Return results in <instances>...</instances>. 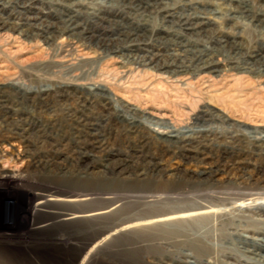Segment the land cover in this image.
<instances>
[{
    "label": "rangeland",
    "instance_id": "1",
    "mask_svg": "<svg viewBox=\"0 0 264 264\" xmlns=\"http://www.w3.org/2000/svg\"><path fill=\"white\" fill-rule=\"evenodd\" d=\"M31 7H34L33 12L25 11L26 14L41 15L42 11H50L51 16H57L60 8L47 0H35ZM79 7L82 16H89L93 12L111 15L107 10L124 15L122 9H118L120 5H112L109 0H82ZM20 8L13 3L11 6L6 5L5 0H0V17H6L13 9L23 13ZM125 10H130L129 21L142 25L143 18L137 11L132 10V7ZM157 22L153 19L150 24L146 23L144 26L153 28L157 26ZM97 23L94 33L108 42L109 38H112V33L104 29L108 23L104 20ZM211 25L216 32L227 31L231 40L237 39L246 47L254 43L260 48L264 47V31L255 29L243 20L217 18ZM47 43L40 36L24 37L23 34L0 29V97L4 104V108L0 109V264H187L182 262L183 257L178 261L172 255V258L160 260L157 257L159 255L153 258L149 255L142 257L141 254L139 258H129L124 254H114L112 246L107 244L101 235L87 230L88 225L77 227L67 223L61 211L64 209L63 204L68 201L55 198L53 181L47 182V177L43 176L47 175V172L42 174V169H39L40 172L35 168L33 156L43 160H61L63 152L76 150L74 136L83 138L88 135L85 130L73 132L68 124L75 123V120H68V112L82 114L86 120L91 119L95 124L96 121L105 119L103 133L92 136L105 137L107 145H86L88 149L92 148L97 155L112 158L114 161L131 157L136 159L134 154L137 153V168H141L142 163L161 161L167 172L160 176L171 181L170 183L180 174L195 176L197 170L205 165L181 158L180 154L173 155L172 149L159 141L149 128L168 129L169 124L183 128L190 124L196 129H214V133L217 132L218 135L210 148L212 157L217 160H212V163L206 166L228 160V167L219 174L217 186H213L205 198L194 201L210 204L214 211L220 212L222 206L215 202V198L221 199L218 194L224 193L218 189L233 193L237 190L252 192L248 205L254 209L251 210L253 212L229 209L228 214L245 216L264 225V214L259 215L256 212L257 207L264 206V153L257 151L248 141L235 140L230 136L232 133L240 138H247L250 129L256 128V125L261 126L257 128H264V87H261V81L256 76L234 68L231 58L221 53L216 54L217 59H220L217 71L173 77L165 69L141 67L125 62L123 57L110 60L103 49H99L102 54L93 58L83 55L79 50L82 47L74 38H59L54 39L51 45ZM201 43L209 45L205 41ZM92 46L96 45L93 43ZM151 46L152 53L159 51L161 54L167 50L166 44L159 40L151 41ZM140 54L146 53L140 50ZM95 85L105 87L116 99L112 106L107 105L109 109L106 110L100 102V97L92 98L89 95V90L95 88ZM42 88L49 90L44 102L39 94ZM30 91L35 101L20 103L18 98H22V92ZM123 98L129 100V106H136L139 113V116H135L132 112H126L124 119L138 118V127L130 128L125 120L120 122L115 119V107L121 105ZM207 109L210 110L207 113L218 109L232 119L225 124L218 121L207 124L202 120L194 121L195 117L207 114L202 112ZM38 119L45 128L37 123ZM62 138L70 140L67 148L50 144L51 141ZM39 139L46 140L45 144L38 143ZM208 151L206 148L204 152L209 153ZM236 160L248 162L249 170L254 172L256 178L261 176L259 180H238L229 170ZM221 167L223 168L222 165ZM177 170L181 173L176 174ZM199 188L202 189L203 186ZM184 189L195 191L198 187L188 185L184 186ZM262 212L264 213L263 209ZM94 223L96 231L100 232L103 221ZM217 226V229L223 228L220 224ZM61 236L67 238L63 244L55 241ZM163 246L165 251L175 250V247L166 244ZM186 260L192 264L195 261L191 257ZM202 262L195 264H203ZM206 264L256 263L246 262L237 251L226 249L210 257Z\"/></svg>",
    "mask_w": 264,
    "mask_h": 264
},
{
    "label": "bare ground",
    "instance_id": "2",
    "mask_svg": "<svg viewBox=\"0 0 264 264\" xmlns=\"http://www.w3.org/2000/svg\"><path fill=\"white\" fill-rule=\"evenodd\" d=\"M5 1L6 5L11 6L13 3L21 7L23 13L13 9L6 17H0V29L14 31L23 34L24 37L40 36L48 42L47 44L54 42V39L74 38L82 47L79 50L83 55L93 58L102 54L99 49H103L110 60L123 57L125 62L135 63L141 67L165 69L173 77L180 74L194 75L217 71L220 59H217L216 54L221 53L231 58L234 68L256 76L261 81L259 82L262 84L261 87H264V47L260 48L255 43L246 47L237 39L231 40L227 31L216 32L211 25L217 18L235 19L243 20L255 29L264 31V0H181L180 3L164 0H109L112 5H120L118 9H122L121 12L124 13L121 15L107 10V13H111L109 16L101 12L82 16L79 7L82 0H47L60 6L57 16H51L50 11H42L41 15L26 14L25 11L33 12L34 7L31 5L35 0ZM131 7L143 18L142 25L128 20L131 17L130 10L128 12L125 8ZM151 19L158 21L157 26L153 28L144 26L146 23L150 24ZM99 20L108 23L104 28L112 33V38H109L108 42L94 33ZM88 40H94L96 46L93 47V43ZM155 40L165 43L167 50L161 54L159 51L152 53L151 41ZM202 41L208 42L209 45H203ZM140 50H144L146 54H140ZM119 54L120 56H116ZM152 64L154 65L151 66ZM94 87L89 90V95L92 98L100 97V102L104 104L106 110L109 109L107 105L112 106L116 99L105 87L98 85ZM48 91L46 88L41 89L39 94L43 98L42 102L48 96ZM32 94V91L22 92V98H18L20 103L35 101ZM128 101L123 98L121 105L115 107V119L120 122L125 120L129 127H138L140 125L138 118L124 119L126 112L139 116L138 108L129 106ZM3 108V100L0 97V109ZM208 111L210 110L202 112ZM166 113L163 115L167 116ZM67 117L68 120H75V123L68 124L73 132L85 130L90 137L74 136L76 150L63 152L61 160L53 158L43 160L41 157L33 156L35 168L37 167L38 171L42 169V174L47 172V175H43L47 177L45 178L47 182L53 181L55 198L68 201L63 204L64 209L61 211L67 223L77 227L83 226L82 224L88 225L87 230L101 235L104 241L112 246L114 254H124L129 258H139L141 254L142 257L149 255L153 258L159 255L158 259L162 260L172 258V255L178 261L183 257L182 262L187 264L191 263L186 260L190 257L195 259L194 264L199 261L206 264L213 255H218L222 250L233 249L246 262L264 264V225L245 216L228 214L229 209L254 210L248 205L252 192L237 190L233 193L218 189L224 193L218 194L222 200L215 198L217 200L215 202L222 206L220 212L214 211L210 204L194 201L205 198L213 186H217L219 174L228 167L226 166L228 160L206 166L211 164L212 160H217L212 157L210 148L218 135L216 131L214 133V129L210 127L196 129L190 124L183 128H178L174 124H169L168 129L149 128L159 141L172 149L173 155L180 154L181 158L195 160L205 165L197 170L195 176L181 175L180 170H177L176 174L180 176L170 183L171 181L162 177L167 170L161 161L138 163L141 164V168H137L135 163L139 159L137 153L134 154L136 159L131 157L114 161L112 158L97 155L92 148L88 149L86 145L90 147L107 145L105 137L92 136L103 133L105 119L98 120L95 124L91 119L86 120L82 114L68 112ZM229 119L232 117L217 109L195 117L194 121L202 120L206 124L218 121L225 124ZM37 123L44 126L39 119ZM255 127L250 129L247 138H240L232 133L230 136L235 140L248 141L257 151L264 153V128H257L261 127L260 125ZM44 141L46 140L39 139L38 143L43 145ZM52 143L57 147L67 148L70 140L62 138L51 141L50 144ZM206 148L209 149V153L204 152ZM232 164L229 170L238 180L251 182L258 181L261 177L256 178L254 172L249 170L248 162L236 160ZM188 185L197 186L198 190H185L184 186ZM199 186L203 188L200 189ZM262 209L264 211V206L261 205L256 208V212L263 215ZM95 221H103L100 232L96 231ZM217 223L223 228L217 229ZM91 235L96 237L94 234ZM66 239L61 236L55 241L63 244ZM165 244L175 247V250H163Z\"/></svg>",
    "mask_w": 264,
    "mask_h": 264
}]
</instances>
